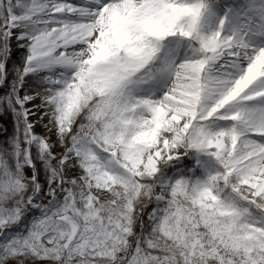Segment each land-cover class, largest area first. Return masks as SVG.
Masks as SVG:
<instances>
[{"label": "snow or ice", "instance_id": "obj_1", "mask_svg": "<svg viewBox=\"0 0 264 264\" xmlns=\"http://www.w3.org/2000/svg\"><path fill=\"white\" fill-rule=\"evenodd\" d=\"M0 264H264V0H0Z\"/></svg>", "mask_w": 264, "mask_h": 264}, {"label": "rangeland", "instance_id": "obj_2", "mask_svg": "<svg viewBox=\"0 0 264 264\" xmlns=\"http://www.w3.org/2000/svg\"><path fill=\"white\" fill-rule=\"evenodd\" d=\"M39 131V130H38Z\"/></svg>", "mask_w": 264, "mask_h": 264}]
</instances>
